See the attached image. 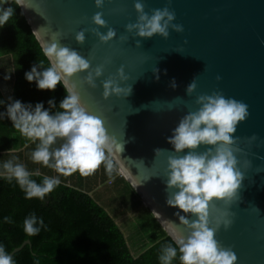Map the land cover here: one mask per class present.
Instances as JSON below:
<instances>
[{"label": "water", "instance_id": "1", "mask_svg": "<svg viewBox=\"0 0 264 264\" xmlns=\"http://www.w3.org/2000/svg\"><path fill=\"white\" fill-rule=\"evenodd\" d=\"M134 2L106 0L104 7L98 9L94 0H31L35 10L20 8L32 31L44 26L64 32L60 43L88 58L93 68L110 60L95 89L80 85L86 73L73 79L89 111L104 120L110 135L125 142L124 152L114 164L144 207L161 213L160 219L152 215L169 237L164 219L174 221L182 230L184 226L174 215L179 209L166 204L172 191H167L165 184L167 157L171 154L168 151L173 150L167 137L187 112L197 110L198 95L221 91L225 97L248 105L250 115L239 123L234 134L246 153L238 154L245 174L241 201L231 208L235 213L232 226L227 230L221 227L215 239L235 252L237 264H264V0H171L170 8L176 14L174 23L183 25L184 31L170 29L168 39L155 35L142 40L141 47H136V39L140 38H134L125 28L136 22ZM142 2L149 14L168 5V0ZM98 11L117 32L108 44L100 43L92 32L97 26L91 18ZM82 29L86 40L79 44L75 34ZM100 31L106 33L107 29ZM121 36L128 40L122 41ZM121 67L128 77L121 86L131 84L132 93L126 98L113 95L106 100L102 81L113 77L119 82L117 70ZM155 68L159 69V80L153 73ZM217 76L221 79L217 80ZM193 78L197 89L189 96L186 86ZM173 79L175 89L170 87ZM253 134L258 140L248 145L246 138ZM156 148L168 151L155 156ZM198 150L204 151L205 146ZM244 159L252 161L246 170L242 167ZM253 205L259 213L252 210ZM217 206L222 205L217 202ZM29 244L25 241L11 255Z\"/></svg>", "mask_w": 264, "mask_h": 264}, {"label": "clouds", "instance_id": "2", "mask_svg": "<svg viewBox=\"0 0 264 264\" xmlns=\"http://www.w3.org/2000/svg\"><path fill=\"white\" fill-rule=\"evenodd\" d=\"M13 3L18 7L34 9L31 0H0V28L15 15L13 7H5ZM94 3L96 8L102 9L106 0H94ZM170 5L171 0H168L167 6L153 9L149 14L142 0H135L136 22L127 24L125 28L127 33L134 34V38H140L136 39V47L142 46V40L155 35L168 39L170 29L177 33L184 31L183 25L174 23L176 14ZM91 19L97 26L92 32L100 43L108 44L117 37L116 30L108 26L102 11L96 12ZM101 28H106V33L101 32ZM32 35L40 42L48 65L45 66L42 61L33 64L30 71L25 72V79L29 83L34 82L38 90L55 92L57 85H62L66 95L60 100L58 108L54 97L47 100V108L44 101L33 105L9 97L6 111L0 112V119L7 117L14 128L36 144L30 154L33 163L50 168L59 175H42L38 169L29 171L25 164L13 157L0 164V179L8 183L15 181L25 199L38 198L43 201L61 184L60 175L67 177L78 172L81 176H88L103 164L111 177L115 158H121L125 142L110 135L104 120L89 111L82 101L79 85L73 79L86 73L80 85L86 84L95 89L97 79L104 75L105 64L110 60L93 68L88 58L60 43L66 35L60 30L41 26L33 29ZM120 39L127 41L128 37L121 36ZM75 40L83 44L86 40L85 30L76 32ZM153 73L159 80V69L155 68ZM117 76L119 82L113 77L102 81L104 99L113 95H123L125 98L131 95V84L121 86L122 82L128 80L123 67L117 70ZM5 79H10V75L5 76ZM220 79L217 76V80ZM170 87H177L175 79L171 81ZM196 89L197 83L193 78L186 86V94L190 96ZM0 104H4V101H0ZM196 104L199 106L197 110L187 112L167 137L173 150L154 149L155 156L164 151L171 153L167 157L165 184L167 191H172L167 196L166 204L179 209L174 215L179 225L184 226L182 230L174 221L164 219L172 243L162 245L159 264H173L177 259L179 264H237L235 252L230 247L222 246L215 239V233L221 227L227 230L232 226L235 213L231 208L241 201L245 174L241 170L238 154L246 153L240 147V138L234 134L239 123L250 115L248 105L235 98L225 97L221 91L198 95ZM172 106L170 104V108ZM257 140L255 134L246 138L248 145ZM201 146H205L204 151L198 150ZM185 149L188 151L185 152ZM251 166V160H243L242 167L245 170ZM33 177H40V181L37 182ZM140 185L141 182L136 184V189ZM217 202L222 206L218 207ZM252 210L260 212L254 205ZM181 212L188 215H182ZM151 213L157 219L161 218L158 211L153 210ZM189 216L195 219L190 220ZM3 219L11 223L9 217ZM41 228H46V225L43 218H38L35 213L23 220V230L29 236L37 235ZM0 264H15L13 256L3 244H0Z\"/></svg>", "mask_w": 264, "mask_h": 264}, {"label": "trees", "instance_id": "3", "mask_svg": "<svg viewBox=\"0 0 264 264\" xmlns=\"http://www.w3.org/2000/svg\"><path fill=\"white\" fill-rule=\"evenodd\" d=\"M8 6L15 9V15L0 28V58L13 61L11 97L33 105L44 101L46 108L47 100L54 97L58 108L66 95L62 85L58 84L55 92L38 90L34 82L25 79V72L30 71L33 64L42 61L47 66L48 61L21 8L14 3L5 5ZM0 101H4L0 104V112H5L9 99L1 90ZM31 142L7 117L0 119V153L23 148ZM33 179L40 181V177ZM116 181H121V191L117 194H122V201L128 200L131 206L141 203L123 177L117 176L115 184ZM31 213L42 217L46 225L33 236L23 230V220ZM5 216L11 223L4 222ZM152 226L158 236L140 254L134 255L115 218L88 192L61 182L43 201L25 199L15 181L8 183L0 179V244L11 254L25 241L30 242L13 255L15 264H159L162 245L172 243V240L154 218ZM173 264H179L178 259Z\"/></svg>", "mask_w": 264, "mask_h": 264}, {"label": "rangeland", "instance_id": "4", "mask_svg": "<svg viewBox=\"0 0 264 264\" xmlns=\"http://www.w3.org/2000/svg\"><path fill=\"white\" fill-rule=\"evenodd\" d=\"M13 61L11 58H0V84L8 83L9 85L13 82ZM10 75V79H5V76ZM10 80V81H9ZM13 94V89L11 92V87L9 90L7 86L4 88V96L9 99ZM36 144L32 145L27 151L19 153H9L8 155L0 157V164L4 161L12 159L13 157L17 158L19 162L26 165L29 171L39 170L40 172L45 173H56L54 170L44 167L41 164L33 163L30 159L31 152L35 149ZM115 165V164H114ZM116 167V166H115ZM117 169V167H116ZM118 172V170H117ZM42 174V173H41ZM45 175V174H42ZM118 175L119 172H118ZM107 175L103 174L105 179ZM121 177V176H120ZM62 181H70L74 186L78 184H83L82 188L87 190H92L94 186H97L102 180L101 178H96L95 172L88 176H81L78 172L72 174L71 176H62L60 175ZM86 178L88 179L87 186H84L86 183ZM96 178V179H95ZM82 179V180H80ZM105 180H102L101 184ZM121 181H116V184L112 186L103 185L102 188L94 194V198L105 207L115 218L117 224L120 226L124 232L129 244L132 247L134 255H138L144 250V247L149 246V242L154 241L158 236L153 230L152 221L154 216L149 212L147 208L144 207L143 203L136 204L131 206L129 201H122V194H117L118 191H121ZM130 200V197H127ZM141 201V200H140ZM153 217V218H152ZM155 219V218H154Z\"/></svg>", "mask_w": 264, "mask_h": 264}, {"label": "crops", "instance_id": "5", "mask_svg": "<svg viewBox=\"0 0 264 264\" xmlns=\"http://www.w3.org/2000/svg\"><path fill=\"white\" fill-rule=\"evenodd\" d=\"M10 81V80H9ZM5 86H7V89L9 90V88L11 87V92H12V89H13V82H12V84H8V83H4V84H0V90H1V92L3 93V95H4V88H5ZM7 98V97H6ZM32 145H34V143H29V144H27L26 146H24L23 148H19V149H17V150H13V151H10V152H1L0 153V157L1 156H5V155H8L9 153H19V154H21L22 152H25L26 153V151L32 146ZM114 171H115V174L114 173H112V175H111V177L109 176V174H108V172H107V170L105 169V167H104V165L102 164L97 170H95V175H96V178H101L102 180H105L104 181V183L105 184H101V182H102V180L99 182V184L97 185V186H94V188L92 189V190H87V189H85V188H82L81 186H83V184L81 183V184H78V185H76V186H74L73 184H72V182H70V181H62V179L60 178V180H61V182L62 183H66V184H68V185H70V186H72V187H75V188H77V189H80V190H83V191H85V192H88L91 196H93L94 197V194L96 193V192H98L101 188H102V186L103 185H105V186H112L113 184L115 185V180H116V178H117V176H119L118 175V172H117V169H116V167H115V165H114ZM42 174H45V175H48V176H57V174H55V173H52V174H50V173H45V172H41ZM103 174L104 175H107V177L104 179L103 178ZM95 178V179H96ZM80 180H82V179H80ZM87 184H88V179L86 178V183H85V185L84 186H87Z\"/></svg>", "mask_w": 264, "mask_h": 264}, {"label": "built area", "instance_id": "6", "mask_svg": "<svg viewBox=\"0 0 264 264\" xmlns=\"http://www.w3.org/2000/svg\"><path fill=\"white\" fill-rule=\"evenodd\" d=\"M119 176H121V175H119Z\"/></svg>", "mask_w": 264, "mask_h": 264}]
</instances>
